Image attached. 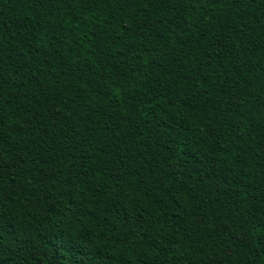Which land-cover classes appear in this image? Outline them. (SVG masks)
Returning a JSON list of instances; mask_svg holds the SVG:
<instances>
[{
    "label": "trees",
    "instance_id": "16d2710c",
    "mask_svg": "<svg viewBox=\"0 0 264 264\" xmlns=\"http://www.w3.org/2000/svg\"><path fill=\"white\" fill-rule=\"evenodd\" d=\"M0 264H264V0H0Z\"/></svg>",
    "mask_w": 264,
    "mask_h": 264
}]
</instances>
